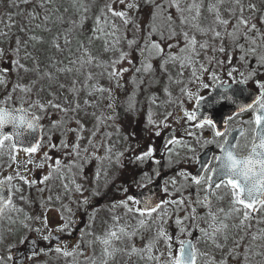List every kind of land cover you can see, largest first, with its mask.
I'll return each instance as SVG.
<instances>
[{"label": "rangeland", "instance_id": "1", "mask_svg": "<svg viewBox=\"0 0 264 264\" xmlns=\"http://www.w3.org/2000/svg\"><path fill=\"white\" fill-rule=\"evenodd\" d=\"M42 2L43 0H30L29 3L25 4L21 0H0V33L5 34L0 35V80L3 81L0 83V106L29 109L39 117L41 124L49 130L54 138L66 132L73 136H80L83 144L92 147L94 154L92 191L95 198L115 189V187L108 186V184L113 183L116 186L117 183L113 181V177L120 172L118 164L107 166L106 163L111 161L97 159L99 154L100 156L105 154L107 149L108 152L111 149L109 153L113 154L112 160L116 162V154H118L119 150L132 146L133 137L137 138L139 136L140 151L135 154H140L144 151L142 150L145 146L142 145L144 141L155 144L171 126L177 130L175 140H180L183 144L191 145L195 149V152H189L181 144H170L161 157L156 158V161L153 159L154 166L147 163L148 169L144 174L140 171L131 175L120 174V180L125 178V185L119 184V187L123 189L129 187L130 190L127 193L130 194L131 191L137 190L148 183L156 171L172 172L171 176L163 182L161 201H179L183 199L186 203L180 206L175 204L167 206V215L164 223L152 224L151 220H149L148 226L138 230V233L130 240H126L123 243L116 242L115 246L124 249V252L117 253L115 259L109 260L108 264H157L156 261L147 260L146 255L129 254V250L132 246L137 249H144L160 227L166 230L170 240L166 243L163 239H160L155 243L153 254L161 257L158 264H167L169 254L171 253L172 256H175L172 253L174 248L179 247L180 242L185 241L191 235L197 236L194 240V245L199 252L197 264H213V261L215 264H243L245 262V251L252 244L251 234L258 233L259 229L264 228V223H258V221H264V212L255 214L254 219L249 221L246 227H240L239 219L235 216L228 219L227 239L220 238L218 241L220 247H216L202 237L201 229L211 230L209 225L212 221L208 218L209 211L211 210L218 216L221 215L218 210L221 208L227 210L230 197L219 200L216 195H213L208 206L196 203V192H198L200 187H192L189 171L194 166L191 167L195 157L202 151L204 141L212 139L213 135L209 127L198 129L191 126V122L184 117V111L192 112L193 104L196 102L195 96H202L207 93L214 82H231L240 79L241 73L247 75L253 71H256V73L248 81L247 86H254L258 89L257 82H262L258 70L260 67L264 70V64L259 62L258 57L248 54L246 59L241 60V56L245 55V53L239 45L246 44L244 37H240L238 41L233 42L226 35L227 32L233 30V25L236 22L229 11H227L229 8L228 0H225V3L220 8L222 18L229 20L227 26L214 24V14H210L207 11L208 0H205L200 20L202 28L214 27L216 31H220L222 33V38L220 39H214L211 33L202 34L188 24L182 25L180 14L175 7H166L165 9L166 15L172 17V24L164 30V39H161L160 33H153L149 37L154 4L147 2V0H140L139 10L134 14L139 25L138 29H134L131 24L125 29L119 18H112V23L117 28L121 41L117 46V51L108 52L104 51V38L94 39L89 44L88 37L93 36L92 30L96 15L99 14L100 8L109 0H85V3L91 6V10L85 14L83 27L72 33V47L75 48V41L79 38L85 47L92 51L93 56L98 57L103 62L118 58L121 51L129 53L128 58L117 65V68L129 69L128 72L123 74L120 86L117 85L115 80H109L107 76H102V68L87 64L83 66L79 73L59 74L51 82L47 79H38L41 73L54 71L51 67H46L49 64L48 57L51 56L55 61H64V64H67L68 62L64 58L70 56V53L67 50L56 52L55 49L50 48L47 44L36 45L34 48L29 41L30 35L34 33L36 35H48L36 28V25L43 24V16L45 14L53 15V10H55V15L63 17L64 23L62 25L55 24V15H53V22L47 25V27L53 28L52 35L56 34L57 28L62 30L69 27V21L79 22L81 19L80 15L72 8L71 0H54L52 5H46L45 8L40 7ZM154 2L155 4H161L164 3V0H154ZM248 2L249 0H243L245 18L249 19L251 23H255L258 29L264 31V0H251L257 5L255 13L247 11ZM113 8L115 10H125V5L114 3ZM65 9L68 10L65 11ZM34 12L38 14L40 19L33 20L31 18L30 14ZM157 23L163 25L166 20H158ZM171 32H175L176 35H170ZM184 32H187L190 37L195 36L198 45L203 42H207L208 45V47L198 50V53L194 56V65L186 64L181 67L179 63L164 64L160 56H154L149 61L152 64L150 73L135 72V69L140 67L141 62L144 60L140 49L145 46L146 37L160 43L165 56L179 55L180 50L185 47ZM18 39L21 50L17 57ZM131 39H135L137 43L132 48H129L127 40ZM25 42H28L26 48ZM220 48H223L224 51H220ZM26 52L31 53L35 59H25ZM261 55H264V50L261 51ZM17 59L29 69L36 67L39 61L40 72H25L22 69H18L15 63ZM129 60H131V64H129ZM64 64L59 66H64ZM201 65L206 70H201ZM194 70L196 77H193ZM230 72H232L231 76H229ZM88 73L92 74L93 79L85 83V77ZM148 80L154 81L157 86L154 84L148 86ZM73 81H76L75 91L72 90ZM92 84L111 88V98L108 97L106 92L102 95L99 93L88 95V92L91 91L89 86ZM18 85L29 86L31 88L30 93L20 92L17 88ZM60 85H63V87H60ZM122 86L124 89L132 90L135 88V92H138L139 96L133 99L134 94L131 91L128 99L124 97V109L118 114L115 109L121 103L120 99L118 104H116L118 92ZM183 89L194 93V96L189 99L186 93H182ZM85 100L89 101L87 105L84 103ZM48 101H52L60 107H49ZM31 102L44 103V109L40 110L38 107H33ZM109 102L114 105L112 108L114 109L113 112L106 107ZM130 104L132 105L131 108L129 107ZM61 109L72 110L65 113ZM168 113H172V115L165 121ZM109 116L111 119H99L100 117ZM149 119L155 121L156 124L150 125L148 123ZM161 121H165L166 126L160 124ZM57 124L59 126L54 127ZM157 132H160V135H157ZM190 133H194L195 136L189 135ZM106 137L107 139H105ZM195 137L200 138L199 143H197ZM8 143L5 142L6 145ZM168 149H172V152L170 153ZM3 152L4 154L0 156V181H3L2 185L6 186L10 191L11 204L9 208L21 209L20 213L9 212L8 216L12 219L18 218L22 220L24 214H27L34 218V215L37 214V207L32 203H28L32 199L31 194L34 191V183L25 184L16 178L17 173L27 178L28 171L24 164L17 161L19 156L15 154L16 160L11 159L10 148L5 147ZM124 156L126 154H123L122 158ZM12 165L14 169L12 173H9L8 171ZM98 171L100 173L99 179H97ZM182 173L187 175L188 179H185V175H182ZM9 176L14 178L11 182L7 180ZM173 181H176V183L173 184ZM17 189L20 190L17 191ZM22 204L26 205V207L24 208ZM192 207L196 208L195 213L192 212ZM113 216L121 218L118 225H114ZM185 217L192 218L184 219ZM177 218L183 220L185 228L183 233L177 224ZM12 219L7 217L0 219V254L1 257L5 258L9 256L11 249L23 244L22 241L25 239L24 232L29 229L23 228L20 223H12ZM139 219L140 217L137 213H126V210L120 206L115 208L111 206L109 210L101 208L94 212L92 216L90 223L91 235L78 240L79 250L74 244L61 247L68 251H82L84 255L66 257L62 253L54 251L52 254H41V256L28 261L27 264H93V261H95V264H101L103 246L99 242L90 243V241H95L96 236H103L110 227L118 229L119 226L128 224L131 227L127 230L132 231L138 224ZM32 222L34 220L28 221L31 226ZM233 225H236V227H233ZM15 228L18 229V232ZM256 243L261 248H264V239H260ZM204 257L208 259H204ZM7 264H10V262L7 261ZM251 264H264V260L256 259Z\"/></svg>", "mask_w": 264, "mask_h": 264}, {"label": "snow or ice", "instance_id": "2", "mask_svg": "<svg viewBox=\"0 0 264 264\" xmlns=\"http://www.w3.org/2000/svg\"><path fill=\"white\" fill-rule=\"evenodd\" d=\"M22 3H29L30 0H21ZM154 4L153 19L150 24L151 32L149 37L153 33H160L161 39H164L163 32L166 28L170 27L172 24V17L166 15V7L172 8L175 7L177 12L181 17V24H188L191 28L196 31L201 32L202 34L211 33L214 39L222 38V33L216 31L214 27L202 28L200 26V20L202 17V12L204 10L205 0H164V3L155 4L154 0H147ZM54 0H43L40 4L41 8H45L46 5H52ZM114 3H119L125 5V10H115L113 8ZM225 3V0H208L207 11L210 14H214V24H222L227 26L229 24L228 19H223L221 16L220 8ZM230 15L235 19V24L233 25V30L227 32L226 35L236 42L240 37H244L246 44L239 45L244 51L245 55L241 56V60L246 59L248 54H252L258 57L259 62L264 64V55H261V51L264 50V31L257 28L255 23H251L249 19H246L244 16L245 5L243 0H228ZM140 0H109L105 3L102 8L99 10V14L96 15L93 28V36L88 37L89 44L92 40H99L104 38L105 48L104 51H117V46L121 41V37L118 35V30L115 25L112 23V18H119L122 24L127 29L128 25H132L134 29H138L139 25L135 18V13L139 10ZM71 6L76 13L80 15V21H69V27L64 29H56V34L52 35L53 28L47 27L50 22H53V15H55V10H53V15L45 14L42 18L43 24H37L36 28L40 29L41 32L47 33V36L36 35L35 33L29 36V41L32 43V46L35 48L36 45L47 44L50 48L55 49L56 52H64L67 50L70 53V56H66L64 60L68 63L64 64V61H55L53 57H48L49 64L46 67H51L54 69L52 72H43L39 75L38 79H47L50 82L54 80L59 74H71L73 72L79 73L84 65H95L103 69L101 72L102 76H107L109 80H115L117 85L120 86L123 74L128 72V68H117V65L122 63L125 59L128 58L129 53L120 52L118 58H115L109 62H103L99 60L98 57L93 56L92 51L85 47L81 39H76L75 48L72 47L73 41L71 39L72 33L77 29L83 27V20L85 14L91 10V6L88 3H85V0H71ZM68 9H65L67 11ZM247 11L255 13L257 11V5L251 0L247 4ZM130 13H132L130 15ZM33 20L40 19L37 13L30 14ZM11 19V17H9ZM158 20H166V23L161 25L158 24ZM64 23L63 17L60 15H55V24L62 25ZM11 27V25H9ZM0 35H5L0 33ZM170 35L175 36V32H171ZM185 38V47L180 50L179 55H167L163 53V48L161 44L155 41H152L150 38H145V46L140 49V53L144 56V60L141 62V66L135 69L136 73L147 74L152 70V64L149 62L154 56H160L164 64L167 63H179L181 67H184L186 64L194 65L195 60L194 56L198 53V50H202L208 47L207 42L200 43L198 45L195 36H189L187 32L183 33ZM62 41V43H61ZM25 42V48L27 47ZM137 41L135 39L127 40L129 48H132ZM20 41L17 40L16 54L19 56L20 52ZM224 51L223 48L219 49ZM79 53V55H77ZM25 59H35L31 53H25ZM18 69H22L25 72L28 71H37L40 72L37 66L29 69L25 67L24 64L19 62V59L15 61ZM64 64V66H59ZM131 64V60H129ZM163 66V65H162ZM201 70L204 69V66H200ZM235 71V70H233ZM232 75V72L229 73V76ZM254 75L253 72H249L247 75L244 73L240 74V79L234 80L231 82H226L223 85H230L231 83H239L241 85H247L248 81ZM193 77H196L195 70L193 71ZM93 76L91 73L85 77V83L92 80ZM215 79V77H214ZM3 81L0 80V83ZM180 82V81H177ZM75 83L73 81V91H75ZM258 92L253 94L252 101L247 104H239L236 111H234L230 116L224 120V130H218V124L214 122L213 119L209 118L207 115L202 116L198 120L196 111H184V117L189 122H196L195 127L198 129H203L206 126L213 130V138L210 140L204 141V145H215L218 149V154L209 156L207 152L202 153L201 155L195 157L199 168L196 173L191 174L190 179L193 184L197 187L204 186L203 191L205 196L203 200H197L196 203L201 204L202 206H208L213 195H216V198L219 200L224 199L225 197H230L227 210L221 208L218 211L221 215H216L211 212L208 213V218L212 221L209 225L211 229H201L202 237L205 238L210 243L214 244L216 247H220L219 240L221 237L227 239V232L229 225L227 220L235 216L239 219V226L246 227L252 219H254V214L264 212V82H257ZM34 87V85H32ZM63 87V85H60ZM91 91L88 92V95H93L95 93L108 94V97L112 96L111 88H104L98 84H92L89 86ZM18 90L25 94H29L31 88L29 86L18 85ZM182 93H186L191 99L194 96V93L183 89ZM170 95V94H169ZM228 100H231V96L226 97ZM196 105L199 106L200 102L204 100L203 96H195ZM33 107H38L40 110L44 109V103L31 102ZM49 107H60L59 105L54 104L52 101H48ZM84 103L87 105L89 101L85 100ZM78 107V105H77ZM107 108L112 109L114 105L109 102L106 105ZM131 108L132 105L130 104ZM65 113L72 109H61ZM251 112L252 117L250 119H241L237 121L235 127H230L228 122L233 120L235 116ZM172 113H168L165 117V121ZM100 120L111 119V117H100ZM165 121H161L160 124L165 125ZM148 123L150 125H155L156 122L152 119H149ZM6 126H11L12 131L7 133L4 131ZM59 125H54L58 127ZM41 125L39 123V117L34 113L29 115L27 109L21 108H8L6 106H0V156L4 154L3 149L8 147L11 149V159L16 160L15 153L17 151H23L26 154H33L37 152L39 144L32 142L28 147H21L15 141L19 139L21 135V130H38ZM157 135H160V132H157ZM189 135L195 136L194 133ZM79 138V137H78ZM197 143L200 142L199 137H195ZM5 142H9L7 145ZM91 143V142H90ZM169 144H181L189 152H195V149L191 145L183 144L180 140H175L169 138ZM62 146L69 147V145L62 142ZM73 151L76 153L77 161H84L88 159L87 152L88 149H84V155H81L78 145H72ZM155 148L152 145H149L146 150L142 151L140 154L134 157L136 162H146L151 160L153 157ZM171 153L172 149H168ZM111 152V149H109ZM122 153L116 154V162H120V157ZM111 159V156L105 157ZM47 155L45 160H47ZM97 159H102L97 157ZM33 159L29 157L28 163H33ZM38 167H43L44 164L41 163L37 165ZM76 166L82 168V163L77 164L76 161H73L72 165L65 166L63 162L59 159L55 160V163L49 169V174L46 175L43 180L47 182L53 175L57 174L59 179H65V173L63 169L65 167L71 168ZM182 175H185L182 173ZM100 173L97 172V179H99ZM19 180L23 181L25 184L35 183L34 181H29L23 175L17 173ZM14 178L9 176L7 180L11 182ZM185 179H188V176L185 175ZM3 181H0L2 184ZM176 181H173L175 184ZM75 185V191L82 192L81 185L76 184L74 179L69 177V182L63 185L65 191L69 190V185ZM20 189H17L19 191ZM166 190V189H165ZM127 193L128 189H123ZM219 193V194H217ZM51 200V198H49ZM82 203L86 206L89 201L84 199ZM186 201L183 199L176 201H160L156 202L153 199L145 198L140 199L133 195H128L125 200H121L118 204H114L113 208L120 206L126 210V213H137L140 217L138 224L133 228L132 231L127 229L131 227L128 224L119 226L118 229L115 227H110L109 230L105 232L103 236H96L95 241L99 242L102 247L101 253V264H108L109 260H114L117 253H123L124 249H121L116 245V242L123 243L126 240H130L133 236L138 233V230L143 229L148 226V221L151 220L152 224L164 223L167 215V206L175 204L180 206L185 204ZM11 201H8L7 204L0 198V219L7 217L9 212L20 213L21 209L11 207L9 205ZM68 213L71 212L70 209H66ZM192 212H196V208L192 207ZM155 214V216H153ZM192 217H185L184 219H190ZM40 217H30L27 214H24L23 219H12V223H20L23 228L28 229L31 225L28 223L30 220H39ZM64 219L63 225L57 226L55 229L50 230L49 234L43 235L42 239L44 241H50L52 239L54 232H64L71 226L72 221L70 217H62ZM114 225H118L120 217L113 216ZM258 223H264V221H258ZM177 224L180 226V231L183 233L185 228L183 226V220L177 218ZM44 229L48 228V221L45 217L43 220ZM236 227V225H233ZM42 228H36V232H41ZM85 235H91V233H85ZM252 244L245 251L244 259L246 264H251L253 260L261 259L264 260V248H261L256 242L260 239H264V228L259 229L258 233L251 234ZM163 239L166 243L169 242L170 238L166 233V230L163 227L158 228L155 236L152 240L145 245L144 249H137L135 246H132L129 250V254H139L146 255L147 260L156 261L157 264L161 260L160 256L153 254V248L157 241ZM26 242V241H22ZM35 243V241L33 242ZM79 250L80 245L76 246ZM56 253H62L64 256H76L84 255L82 251H68L57 246L55 248ZM37 253L35 250L32 251L31 255L26 257V259H31ZM199 252L198 248L190 241H181L179 247V253L175 256L169 254V259L167 264H197ZM13 257L9 255L7 258L0 257V264H7V261L12 260ZM204 259H208L204 257ZM95 264V261H93ZM213 264L215 262L213 261Z\"/></svg>", "mask_w": 264, "mask_h": 264}, {"label": "flooded vegetation", "instance_id": "3", "mask_svg": "<svg viewBox=\"0 0 264 264\" xmlns=\"http://www.w3.org/2000/svg\"><path fill=\"white\" fill-rule=\"evenodd\" d=\"M55 119V118H53ZM241 119H250L247 115L239 116L228 124L230 127H235L237 125V121ZM41 125V124H40ZM79 137V138H78ZM80 136H73L68 133H64L57 138H54L43 125H41L40 131V139H39V148L36 153L26 154L22 151H17L15 154L19 156L17 158L18 162L24 164L27 169V178L29 181H34V191L32 192V199L28 203H32L37 207V214L35 217H40L39 220H34L32 222V226L24 232L26 238H31L37 240V244L40 247L37 255L33 257H39L41 254H52L57 246L63 247L67 245L74 244L77 246L82 238H87L88 235L85 233L91 232V220L94 213V210L101 207V205L110 197L111 204H117L119 202V198L122 192H119V188H115L113 190L108 191L107 194H101L99 198H95L92 191V173H93V156L92 147L89 145L83 144L80 140ZM62 142L64 144L69 145V147L62 146ZM72 145H78L79 151L81 155H84V149H88L87 157L88 159L84 161L76 160V153L73 151ZM142 145H145L142 150H146L149 145L154 146L155 151L151 160L146 161L148 164L153 166L152 159L156 161V157H159L157 148H158V140L155 144H150L149 142L144 141ZM141 144L139 142V136L137 138L134 137L133 145L127 148H121V153L126 154L128 159V168L129 170L138 168L140 162H136L134 157L138 154L136 152L140 151ZM47 155L48 159L45 160V156ZM214 155V153L212 154ZM31 157L33 159V163H28L27 159ZM61 160L65 166L72 165L73 161H76L77 164L82 163V168H78L76 166L71 167L70 169L65 167L63 169L65 173V179H59L57 174L53 173L52 177L44 182L43 178L49 174V169L55 163V160ZM43 163V167H38L37 165ZM121 170H123V159L120 157ZM124 166H126L124 164ZM20 167V166H19ZM14 166L12 165L9 173H12ZM69 177L74 179L76 184L81 185L82 192L75 191V185L70 184L69 190L66 192L63 185L69 182ZM115 183H120V180L117 179ZM111 194V195H110ZM109 196V197H108ZM51 198V200H49ZM87 199L89 203L85 206L82 201ZM100 202V206L94 209L93 203ZM25 208L26 205L22 204ZM66 209H70L71 212L68 213ZM47 218L48 228L44 229L43 220ZM62 217H70L72 224L64 232H54L52 239L58 238L61 240V244L54 246L53 240L44 241L42 239L43 235L49 234L50 230L55 229L57 226L63 225L65 222ZM81 221V222H80ZM80 222V223H79ZM79 223V225H78ZM36 228H42L41 232H36ZM75 230L78 231L75 236V240H69L73 238V233ZM24 237V238H25ZM23 250V248H22ZM32 257V258H33ZM31 260V259H30ZM27 259V262L30 261Z\"/></svg>", "mask_w": 264, "mask_h": 264}, {"label": "water", "instance_id": "4", "mask_svg": "<svg viewBox=\"0 0 264 264\" xmlns=\"http://www.w3.org/2000/svg\"><path fill=\"white\" fill-rule=\"evenodd\" d=\"M255 92L247 90L244 85L232 84V85H220L216 84L213 86L211 93L200 102L199 106H196L195 111L197 112L198 120L202 116L207 115L218 124V130H224V120L236 111L239 104H247L252 101L253 94ZM231 96V100L226 97ZM196 123V122H195ZM5 132L10 133L12 131L11 126H6ZM175 132L172 130L168 132L162 141L160 150H163L168 144L169 138H174ZM39 129L36 130H21V135L15 142L21 147H28L32 142L38 141ZM212 149L209 148L203 153L207 152L210 156ZM199 168V164L197 169ZM196 169V171H197ZM195 171V173H196ZM159 192V184L149 186L141 192L134 194L133 196L145 199L150 198L155 200L156 194ZM0 198H3L5 203L8 201V193L5 188L0 187ZM22 255V254H20ZM19 256V254H17ZM23 259L21 258L17 264H22Z\"/></svg>", "mask_w": 264, "mask_h": 264}, {"label": "trees", "instance_id": "5", "mask_svg": "<svg viewBox=\"0 0 264 264\" xmlns=\"http://www.w3.org/2000/svg\"><path fill=\"white\" fill-rule=\"evenodd\" d=\"M252 263V262H251Z\"/></svg>", "mask_w": 264, "mask_h": 264}]
</instances>
